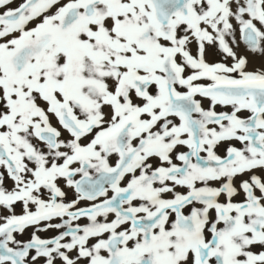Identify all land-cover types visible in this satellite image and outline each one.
I'll return each instance as SVG.
<instances>
[{
	"label": "snow or ice",
	"instance_id": "6c2138e0",
	"mask_svg": "<svg viewBox=\"0 0 264 264\" xmlns=\"http://www.w3.org/2000/svg\"><path fill=\"white\" fill-rule=\"evenodd\" d=\"M0 264H264V0H0Z\"/></svg>",
	"mask_w": 264,
	"mask_h": 264
}]
</instances>
